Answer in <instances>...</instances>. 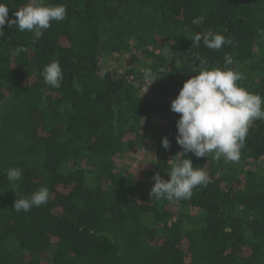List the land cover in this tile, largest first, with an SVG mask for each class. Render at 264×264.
<instances>
[{
    "label": "trees",
    "instance_id": "trees-1",
    "mask_svg": "<svg viewBox=\"0 0 264 264\" xmlns=\"http://www.w3.org/2000/svg\"><path fill=\"white\" fill-rule=\"evenodd\" d=\"M0 3L14 19L30 0ZM44 3L66 5V19L38 40L15 26L0 37V264H264V120L251 122L238 161L183 156L210 178L190 199L149 195L183 151L170 103L201 61L224 70L232 55L239 86L264 98V0ZM207 32L233 44L192 46ZM53 61L60 88L40 75ZM148 68L156 81L144 92ZM153 134V154L126 168ZM13 167L22 178L10 182ZM42 186L46 204L12 209Z\"/></svg>",
    "mask_w": 264,
    "mask_h": 264
},
{
    "label": "clouds",
    "instance_id": "clouds-1",
    "mask_svg": "<svg viewBox=\"0 0 264 264\" xmlns=\"http://www.w3.org/2000/svg\"><path fill=\"white\" fill-rule=\"evenodd\" d=\"M9 11L6 3H0V37L4 36L5 26H15V30L32 32L34 40H38L51 22L66 19L67 8L64 4L46 5L44 0H30L14 12V19L9 18ZM258 33L264 36V29L258 30ZM191 41L192 46L200 47L202 41L206 48L213 50L233 44L231 38L213 32L194 34ZM19 51L27 49L21 47ZM224 63V70L219 67L209 70L203 67L207 61H201L202 70L189 78L171 101L170 110L180 114L175 124V141L183 151L175 156L179 157L178 161L171 159L173 163L167 173L168 180H164L159 173L152 177L154 184L149 193L152 200L190 199L193 189L206 186L210 178L203 167H194L191 159H184L183 156L192 153L197 158H206L212 154L217 161L221 158L225 162L238 161L251 122L264 120V98L239 86L237 82L243 78L242 74L227 68V65L235 63L232 55L225 54ZM40 75L53 88H60L64 79L59 61L46 65ZM144 79L149 81L145 92L156 81L150 68L144 70ZM161 145L165 151L170 148L167 137L162 138ZM6 178L10 182L21 180L22 169L9 168ZM49 195L48 188L42 186L30 196L15 199L12 209L17 213L28 212L33 207L46 204Z\"/></svg>",
    "mask_w": 264,
    "mask_h": 264
},
{
    "label": "rangeland",
    "instance_id": "rangeland-1",
    "mask_svg": "<svg viewBox=\"0 0 264 264\" xmlns=\"http://www.w3.org/2000/svg\"><path fill=\"white\" fill-rule=\"evenodd\" d=\"M110 68V70L120 73L125 66L122 62L115 60L113 58L112 62H108L107 64ZM154 137L155 134H153L148 140H146L143 144V148L140 154L134 153L129 157H126L124 160V166L126 168L130 167H136L140 165L142 162L146 160L147 157H150L154 152ZM146 157V158H145Z\"/></svg>",
    "mask_w": 264,
    "mask_h": 264
}]
</instances>
